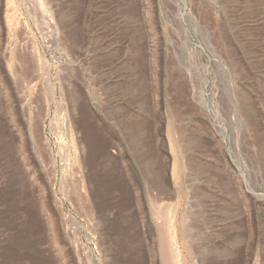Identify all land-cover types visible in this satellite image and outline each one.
<instances>
[{
  "label": "rangeland",
  "instance_id": "rangeland-1",
  "mask_svg": "<svg viewBox=\"0 0 264 264\" xmlns=\"http://www.w3.org/2000/svg\"><path fill=\"white\" fill-rule=\"evenodd\" d=\"M0 264H264V0H0Z\"/></svg>",
  "mask_w": 264,
  "mask_h": 264
},
{
  "label": "bare ground",
  "instance_id": "bare-ground-1",
  "mask_svg": "<svg viewBox=\"0 0 264 264\" xmlns=\"http://www.w3.org/2000/svg\"><path fill=\"white\" fill-rule=\"evenodd\" d=\"M17 16H18V9H13L12 12H11V15H10V18L6 20V27L9 31H11V27L12 25H14L15 21L17 20ZM19 20V19H18ZM23 22V25L27 28V30L29 29L30 30V26L29 24L27 23V21H22ZM19 23V22H17ZM50 23V22H49ZM16 24V23H15ZM48 29V28H47ZM30 32V31H29ZM47 42V41H46ZM30 52L32 53L33 55V58H35V61L39 62V66L40 65H43V67L47 68L49 71L51 70V68H53V64L50 63L47 59H45V57L43 56V53H42V50L40 49L37 41L35 39H31L30 40ZM38 66V67H39ZM48 71V72H49ZM50 79V78H48ZM56 93V87H54L52 89V95H55ZM50 105V104H49ZM49 105L46 109L49 108ZM47 146L50 144V142H47ZM46 153H47V157L50 158V159H53V152L51 149H49V147H47L46 149ZM76 158V157H75ZM79 159V158H78ZM80 160V159H79ZM47 170L49 171V175L52 176V174L54 173L55 171V167L54 166H49L47 167ZM50 180L52 181L53 178H50Z\"/></svg>",
  "mask_w": 264,
  "mask_h": 264
},
{
  "label": "crops",
  "instance_id": "crops-1",
  "mask_svg": "<svg viewBox=\"0 0 264 264\" xmlns=\"http://www.w3.org/2000/svg\"><path fill=\"white\" fill-rule=\"evenodd\" d=\"M186 110H187V107H186ZM188 111L192 112L193 109L190 106H188ZM187 115H188V117H186V119L184 121L186 129L192 130L194 128H197L199 130H204L206 134H210L211 123L208 121V119L205 116H204V118L196 120V117L193 116L192 113H189ZM201 117H203V115H201ZM174 171H175V167H174ZM192 183H194V182L192 181ZM173 184H175V185L179 184V180H177V176H174ZM166 198H168L169 200H172V199H176V196H174V194L171 192L170 194H168L166 196ZM190 199H193L192 196H190ZM177 200H178V197H177Z\"/></svg>",
  "mask_w": 264,
  "mask_h": 264
}]
</instances>
